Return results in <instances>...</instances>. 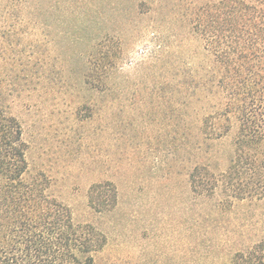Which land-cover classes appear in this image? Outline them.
I'll return each mask as SVG.
<instances>
[{
	"label": "trees",
	"instance_id": "obj_1",
	"mask_svg": "<svg viewBox=\"0 0 264 264\" xmlns=\"http://www.w3.org/2000/svg\"><path fill=\"white\" fill-rule=\"evenodd\" d=\"M144 15L151 29L167 23L171 38L193 46L184 69L172 64L171 87L154 90L162 101L171 92V182L201 199L193 223L212 233L207 239L229 246L212 253L217 247L205 245L219 264H264V231L241 235L253 224L251 211L264 208V0H0V264H95L106 236L74 219L49 175L28 172L9 98L66 83L58 39L86 42L72 52L84 86L128 97L118 87L123 35ZM224 138L228 146L217 154ZM89 194L99 212L117 204L111 181L93 183ZM242 208L251 214L235 216ZM222 218L241 227V241L221 232ZM189 237L199 243L194 232L176 241Z\"/></svg>",
	"mask_w": 264,
	"mask_h": 264
},
{
	"label": "rangeland",
	"instance_id": "obj_2",
	"mask_svg": "<svg viewBox=\"0 0 264 264\" xmlns=\"http://www.w3.org/2000/svg\"><path fill=\"white\" fill-rule=\"evenodd\" d=\"M151 25L144 15L123 35L118 87L128 97L113 100L107 92L84 86L77 72L81 63L72 52L84 49L86 42L58 39L56 64L65 65L61 75L66 83L15 93L9 98L10 110L22 127L28 172L49 175L54 194L70 207L74 219L93 222L106 236L95 264H219L205 245L217 247L212 253L229 246L207 239L212 233L193 223L201 199L183 181L171 182L170 89H165L169 92L163 101L154 92L171 87L172 64L184 69L182 62H188L193 46L171 38L169 24L156 31ZM133 91L135 99L129 97ZM227 138L215 148L217 154L224 153ZM106 181L116 185L117 204L99 212L89 189ZM238 210L237 217L254 214L243 239L264 231V208ZM235 227L227 222L221 232L241 241V227ZM191 232L199 235V243L190 237L176 241Z\"/></svg>",
	"mask_w": 264,
	"mask_h": 264
}]
</instances>
